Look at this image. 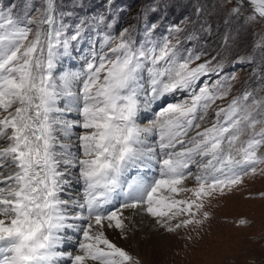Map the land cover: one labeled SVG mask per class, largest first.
Listing matches in <instances>:
<instances>
[{
    "label": "snow or ice",
    "instance_id": "snow-or-ice-1",
    "mask_svg": "<svg viewBox=\"0 0 264 264\" xmlns=\"http://www.w3.org/2000/svg\"><path fill=\"white\" fill-rule=\"evenodd\" d=\"M246 6L249 21H264V0H235L230 12ZM54 13L46 0L29 21L35 31L0 17V264H140L107 235L127 238L124 210L174 232L203 224L206 203L264 175V98L231 96L236 77L221 75L219 54L184 48L179 26L162 40L151 29L143 42L128 29L106 34L83 70L57 76V58L87 25L68 35ZM73 169L81 197L62 199Z\"/></svg>",
    "mask_w": 264,
    "mask_h": 264
},
{
    "label": "rangeland",
    "instance_id": "rangeland-1",
    "mask_svg": "<svg viewBox=\"0 0 264 264\" xmlns=\"http://www.w3.org/2000/svg\"><path fill=\"white\" fill-rule=\"evenodd\" d=\"M24 1L22 6L23 8L26 7L25 12L12 20L19 27L28 26L35 31L36 25L30 24L29 21H39L42 18L46 0ZM66 1L68 6L67 10L64 11L62 9L56 10L57 0H54V15L58 21L62 19L63 23L68 25L67 34H73L81 21L86 22L87 27L93 26L94 29L91 28L90 35L89 33L86 35L87 29H85L81 39L71 42L69 54L57 58L54 69L57 76L64 72L83 70L85 60L90 57L93 47L98 49L106 34L119 36L121 31L127 29L126 27L119 28V32L118 28L113 27L111 20L99 25L95 23L96 19L107 15L110 7L108 1L99 2V0L94 5L95 11L86 12L83 19L77 17L76 23L73 24V15L78 14L75 12L76 10L73 12V7L80 5L81 0ZM209 2L212 14H217L221 18L224 17L225 20L232 17L236 26L228 31L227 29L217 31L218 38L216 37V40L220 39V42L216 48L215 45L207 46L204 44L202 50H199L187 43L184 44V48L205 53L203 59H211L219 54L218 59L223 64L221 75L226 77L234 75L236 77L235 80H228L232 89L231 96L238 95L247 89L253 92L257 99L264 98V71L262 69L260 72L259 69V67H264V62L258 63L256 68H251V57L250 53L247 52L238 56L228 67H225V63L229 59L228 51L225 56L220 53L226 42L229 47L232 44L238 46L239 52L251 47H260L258 52L263 56L264 49L261 47H264V23L262 21H249L247 16L250 11L246 8L242 9L240 15H233L230 8L235 1L229 3V0H209ZM132 9L136 8L133 7ZM195 10H199V7H196ZM128 14L130 13L124 6L121 20L127 18ZM0 17L10 16L5 11H0ZM130 17L133 18V14ZM92 19L94 20L89 22ZM165 36L167 35L162 29L159 40ZM31 38L32 36L29 37V39ZM228 38L231 39V45ZM145 39L146 36H144V41ZM181 98L183 97L177 94L176 99ZM168 99L172 101V97ZM149 112V115H146L148 119H145L144 116L147 113L141 114L140 123L142 125L149 123L152 117V113ZM65 118L75 120L77 113H65ZM72 131L75 134L81 130L73 129ZM72 139H75V135L72 136ZM2 143L4 142L0 141V144ZM260 167H264V165ZM11 171L10 168L4 169L3 174L6 176ZM72 172V175L66 177L69 183L64 186V191L61 194L62 199L74 200L81 197L82 185L76 182L78 173L75 169ZM185 186L193 187L194 181L187 180ZM190 196V193L181 194V198H189ZM205 210L210 213V216L203 224L189 225L187 228H180L174 232H168L166 228L156 223L155 218L147 214L130 209L124 210V216L127 218L125 222L128 225L124 235L127 238H122L119 230H110L107 235L113 243L124 248L138 259L140 264H264V175L245 177L242 185L226 192L223 196H216L210 203H206ZM241 220L247 221V223L242 225L240 224ZM177 222L172 221L171 224L174 226ZM68 234L74 235L71 231ZM65 250L74 251V243Z\"/></svg>",
    "mask_w": 264,
    "mask_h": 264
},
{
    "label": "trees",
    "instance_id": "trees-1",
    "mask_svg": "<svg viewBox=\"0 0 264 264\" xmlns=\"http://www.w3.org/2000/svg\"><path fill=\"white\" fill-rule=\"evenodd\" d=\"M100 1H108L110 3L107 15L103 14L104 16H102L104 22L111 20L115 29L126 27L129 30L130 38H133L136 42H143L144 36H146L149 29H151V39L159 40L162 29H164V34L169 36L170 29L179 26L183 29V32L179 35L183 47L184 44L187 43L199 50H202L201 48H203L204 44H207V46L212 44L215 45L216 48L220 42V39L216 40L218 38L217 31H223L224 29L228 31L236 26L232 17H228L225 20L224 17L221 18L217 14H212L209 0H99V2ZM24 2V0H1L0 11H5L11 19H16L25 12L26 7L23 8L22 6ZM65 2L67 1L57 0L56 10H67L68 4ZM97 2L98 0H81L80 5H74L73 12L76 10L75 12L78 14L73 15V24L76 23L77 17L83 19L86 12L95 11L94 5ZM124 6L128 9V13L130 14H128L127 18L125 17L121 20ZM133 7L136 9H132ZM196 7H199V10H195ZM132 14L134 19L130 17ZM93 20L94 19L91 21L89 20V22ZM262 22L264 23V21ZM153 25H155V28H152ZM91 28L94 29L93 26L86 28V35L87 33H89V35L91 34ZM189 35H194L196 38L192 41H188L187 37ZM228 42L231 45V39L228 38ZM237 48L238 46H234L233 44L229 47V45H226V42L221 48L220 53L223 56H225L228 51L227 54L229 59L225 63V67H228L238 56L247 52L250 53L251 68H256L258 63L264 62V55L262 56V54L258 52L260 47H251L242 52H239L240 49ZM261 49H264V47H261ZM259 69L260 72L262 69L264 71V67H259Z\"/></svg>",
    "mask_w": 264,
    "mask_h": 264
},
{
    "label": "bare ground",
    "instance_id": "bare-ground-1",
    "mask_svg": "<svg viewBox=\"0 0 264 264\" xmlns=\"http://www.w3.org/2000/svg\"><path fill=\"white\" fill-rule=\"evenodd\" d=\"M54 5H55V4H54ZM246 9H250V8L246 6ZM250 10H251V9H250ZM44 27L47 28V25H44ZM169 101H171V100H169ZM149 113H150V112H149ZM146 115H149L148 112H147V114H144V116H146ZM71 245H72V243H68V245H66L65 248L68 249V248L71 247Z\"/></svg>",
    "mask_w": 264,
    "mask_h": 264
},
{
    "label": "water",
    "instance_id": "water-1",
    "mask_svg": "<svg viewBox=\"0 0 264 264\" xmlns=\"http://www.w3.org/2000/svg\"><path fill=\"white\" fill-rule=\"evenodd\" d=\"M233 1H235V0H233ZM250 8V7H249ZM248 11H251L250 9H247Z\"/></svg>",
    "mask_w": 264,
    "mask_h": 264
}]
</instances>
